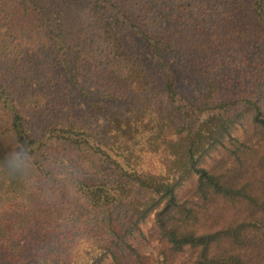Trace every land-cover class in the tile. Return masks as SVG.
<instances>
[{"label": "trees", "instance_id": "16d2710c", "mask_svg": "<svg viewBox=\"0 0 264 264\" xmlns=\"http://www.w3.org/2000/svg\"><path fill=\"white\" fill-rule=\"evenodd\" d=\"M0 264H264V0H0Z\"/></svg>", "mask_w": 264, "mask_h": 264}, {"label": "clouds", "instance_id": "9594fccd", "mask_svg": "<svg viewBox=\"0 0 264 264\" xmlns=\"http://www.w3.org/2000/svg\"><path fill=\"white\" fill-rule=\"evenodd\" d=\"M28 160L29 153L18 149L14 152L6 153L4 155L3 163L10 170L23 175Z\"/></svg>", "mask_w": 264, "mask_h": 264}]
</instances>
